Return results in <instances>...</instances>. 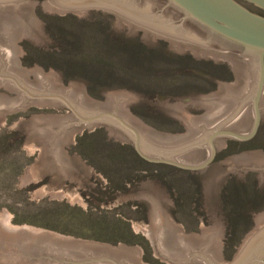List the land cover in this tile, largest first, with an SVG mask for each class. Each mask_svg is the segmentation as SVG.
Here are the masks:
<instances>
[{"label": "rangeland", "instance_id": "374dc122", "mask_svg": "<svg viewBox=\"0 0 264 264\" xmlns=\"http://www.w3.org/2000/svg\"><path fill=\"white\" fill-rule=\"evenodd\" d=\"M15 1L0 6V72L83 116L115 113L137 130L146 155L197 165L208 149L186 148L212 130L251 129V58L175 24L170 11L151 13L153 0H128L140 10L116 0L114 16ZM156 39L164 46L149 52L143 45ZM260 107L251 141L219 138L212 164L187 172L146 163L111 125L78 126L59 101L37 104L0 88V264L85 259L45 250L51 239L76 252L93 245L92 258L119 264L230 263L264 225V95ZM2 218L40 239L12 234Z\"/></svg>", "mask_w": 264, "mask_h": 264}, {"label": "water", "instance_id": "95a60500", "mask_svg": "<svg viewBox=\"0 0 264 264\" xmlns=\"http://www.w3.org/2000/svg\"><path fill=\"white\" fill-rule=\"evenodd\" d=\"M10 1L12 0H4L0 2V6ZM243 1L252 4L264 12V0ZM167 2L168 5L174 7L183 14V21L188 20L195 23L210 40H214L224 47L232 48L243 56L248 55L252 61L254 86L252 87L250 95L253 113L251 129L246 134H240L229 129L217 128L212 130L204 140L186 148V150L195 147H204L208 149L207 157L200 164H183L166 154H158L155 157L146 155L141 148L142 140L137 130L115 113L98 112L83 116L79 114L74 105L65 98L55 94L51 95V93L37 94V92H31L29 88L24 86V84L15 77L2 72H0V88H3L9 93L18 95L19 99L25 101L28 99L29 102L34 101L37 102V104H42L45 101H59L77 119L78 126L91 128L99 124L111 125L132 139L136 154L146 162L168 165L189 172H199L207 169L215 158L217 152L215 142L217 139L229 138L238 142L251 141L257 134L261 124L260 103L264 95V17L249 12L239 5L236 0H167ZM18 235H30L34 242L40 239L39 236L27 235L24 232L18 233ZM93 247V245L82 244L77 248L76 252V250H72L76 248H71L67 245L61 246L54 242L53 239H51L49 244L47 243L46 246L44 245V249H50L51 253H56V251L62 253L61 250H64L65 253H70V256L86 255L84 260H67L65 261L66 264H119L111 256L92 258L91 254L94 249ZM253 247L256 250L255 252H252L250 256L246 254L245 257H241L245 250L248 251ZM250 252H248V254ZM60 253H58V255ZM251 257L253 258L251 259ZM239 260L242 264L244 262L245 264H264V225L257 227L247 236L237 256L230 263L226 264H240ZM209 264L214 263L209 262Z\"/></svg>", "mask_w": 264, "mask_h": 264}, {"label": "bare ground", "instance_id": "6f19581e", "mask_svg": "<svg viewBox=\"0 0 264 264\" xmlns=\"http://www.w3.org/2000/svg\"><path fill=\"white\" fill-rule=\"evenodd\" d=\"M4 0H0V2H3ZM5 1H8V0H5ZM15 4H16V1L14 0ZM116 2V0H52L51 4L54 6V7H58V8H61V9H75V8H79V7H84L86 9V7H103V8H108L110 10H117L119 8V6L117 5L116 8H114L116 5L114 4ZM9 3V2H8ZM11 5H12V1H10ZM121 4L129 7V8H132V9H136V10H140L138 9L136 6H134L132 4V2L128 1V0H121ZM14 5V4H13ZM82 8V9H84ZM121 10V11H120ZM113 12H116V11H113ZM118 13V12H116ZM119 13L121 15H128L130 16V12L128 10H124L122 8L119 9ZM132 20L134 21H137L138 22H141L145 27H149L150 29L152 30H155V31H158V33H163V34H167V35H171V36H175V34H172L170 32V28L169 27H164L163 25H161L160 22H157L155 20H153V18H150L148 15L144 14V13H140L139 15L138 14H135L133 13L132 16L130 17ZM157 22V23H156ZM248 56V55H246ZM249 57V56H248ZM250 58V57H249ZM1 60V59H0ZM1 223L6 227L7 226V229L10 230L9 232H11L12 234H18V233H23V231H29V229H14L12 227H10V225L8 224V219L7 218H2V221ZM28 233L30 234H33V233H36L35 231H32L30 230ZM19 236V235H18ZM254 248V247H253ZM249 249L248 251L245 250L244 254L241 256L243 258V256L245 257L246 254L250 256V254L252 252H255V248L254 249ZM251 251V252H250ZM248 252H250L248 254ZM258 252V251H257ZM260 252V250H259ZM240 257V259H241ZM253 257H251L252 259ZM239 263H241V261L239 260ZM245 264V262L243 263Z\"/></svg>", "mask_w": 264, "mask_h": 264}, {"label": "flooded vegetation", "instance_id": "af4514ba", "mask_svg": "<svg viewBox=\"0 0 264 264\" xmlns=\"http://www.w3.org/2000/svg\"><path fill=\"white\" fill-rule=\"evenodd\" d=\"M141 1V0H140ZM236 2L239 4V5H241L242 7H244L246 10H248L249 12H251V13H254V14H256V15H259V16H261V17H264V12L262 11V10H260V9H258V8H256L255 6H253L252 4H249V3H247V2H245V1H243V0H236ZM153 4H154V6H153V8H152V10H151V13H156L157 15H165V13L167 12V11H170L171 12V14H172V18H174V20H175V24H179L180 26H187V27H189L190 29H193V30H195V31H197V32H199L200 34L202 33V34H204L208 39H209V37L204 33V32H202L201 30H200V28L195 24V23H193V22H191V21H188V20H186V21H183V14L179 11V10H177V9H175L174 7H172V6H170V5H168V2H167V0H153V2H152ZM91 10V9H90ZM92 11H95V9H93ZM116 14V12H112V13H110L112 16H114V14ZM156 40H158L157 42H155V44L154 45H143L149 52L150 51H157L158 49H160V47H163L164 45H163V42H164V40H162V39H156ZM155 40V41H156ZM213 41V40H212ZM214 42V41H213ZM220 47L221 48H223V49H225V50H227L229 53L230 52H236L234 49H232V48H228V47H224V46H222V45H220ZM236 53H239V52H236ZM241 56H242V54H241ZM248 57V56H247ZM223 68V67H222ZM227 139H229V138H227ZM249 142V141H248ZM136 153V152H135ZM138 156V155H137ZM216 156V155H215ZM139 157V156H138ZM140 158V157H139ZM215 159V158H214ZM143 160V159H142ZM145 161V160H144ZM214 161V160H213ZM146 162V161H145ZM146 163H149V162H146ZM149 164H153V163H149ZM163 165V164H162ZM165 166H168V165H165ZM169 167H171L172 169H175V170H178V171H184V170H182V169H179V168H176V167H172V166H169ZM187 172H189V171H187Z\"/></svg>", "mask_w": 264, "mask_h": 264}]
</instances>
